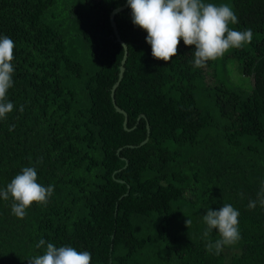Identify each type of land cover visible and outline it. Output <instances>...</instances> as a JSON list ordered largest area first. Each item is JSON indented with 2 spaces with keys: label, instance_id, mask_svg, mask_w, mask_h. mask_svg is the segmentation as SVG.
<instances>
[{
  "label": "trees",
  "instance_id": "1",
  "mask_svg": "<svg viewBox=\"0 0 264 264\" xmlns=\"http://www.w3.org/2000/svg\"><path fill=\"white\" fill-rule=\"evenodd\" d=\"M126 2L0 0V36L15 42L0 190L23 167L54 186L23 219L0 196V264H29L41 238L91 264H264V207H247L264 181V0H224L238 17L229 27L253 39L202 68L182 39L169 63L155 59L131 8L120 11L128 57L113 97L125 48L111 14ZM233 61L249 89L229 80ZM225 203L241 239L215 255L203 216Z\"/></svg>",
  "mask_w": 264,
  "mask_h": 264
},
{
  "label": "clouds",
  "instance_id": "2",
  "mask_svg": "<svg viewBox=\"0 0 264 264\" xmlns=\"http://www.w3.org/2000/svg\"><path fill=\"white\" fill-rule=\"evenodd\" d=\"M131 8L134 25L147 32L146 41L151 45L152 56L169 63L178 55V46H194L196 68H202L209 61L222 58L230 49H239L250 44L253 39L251 29L234 30L230 24L238 23V17L226 3L216 5L204 0H127ZM15 42L7 35L0 36V120L12 112L14 104L7 99V93L13 87ZM23 106H21V111ZM10 130H12L10 128ZM43 158L37 160V164ZM54 193V186L38 183L36 167H23L21 172L0 190L4 200H13L12 213L23 219L26 210L33 203L47 205ZM243 197V193H240ZM257 203L264 207V181L261 182L257 199L249 200L247 207L255 209ZM240 212L231 203H225L218 210L208 208L203 216L206 228L204 237L216 230L219 239L208 240L206 250L220 255L225 246H232L241 239L239 229ZM189 227L191 219L185 221ZM46 246V248H45ZM35 247L45 248L42 255L28 259L29 264H91L89 251H78L73 246L57 247L41 238Z\"/></svg>",
  "mask_w": 264,
  "mask_h": 264
},
{
  "label": "water",
  "instance_id": "3",
  "mask_svg": "<svg viewBox=\"0 0 264 264\" xmlns=\"http://www.w3.org/2000/svg\"><path fill=\"white\" fill-rule=\"evenodd\" d=\"M128 6H129V5H128L127 2H126V4H124L123 6H121V7L117 8V9H115V10L112 12V14H111V23H112V26H113V28H114L115 35H116V37H117V40H118V41L124 46V48H125V54H124V58H123V60H122L121 68H120L121 71H120V75H119V80H118V82L114 85V88H113V93H112L113 97H114V95H115V90H116L117 86L120 84L121 80L123 79L124 72H125V63H126V61H127V57H128L127 45H126L125 42L122 40V38H121V36H120V34H119L118 27H117V23H116V21H115V15H116L117 13H119L120 11L126 9ZM113 99H114V98H113ZM114 104H115V107H116L117 111H119V112H121V113H123V114L125 115V122H124V125H125V127H126V126H127V123H128V116H127V113H126L124 110H122V109L116 104V101H115V100H114Z\"/></svg>",
  "mask_w": 264,
  "mask_h": 264
},
{
  "label": "rangeland",
  "instance_id": "4",
  "mask_svg": "<svg viewBox=\"0 0 264 264\" xmlns=\"http://www.w3.org/2000/svg\"><path fill=\"white\" fill-rule=\"evenodd\" d=\"M226 1H229V0H226ZM218 4H224V0H220L218 2ZM235 64L236 63H234V61L230 63L231 70H230L229 80L230 81L234 80L233 83L238 84L239 86L243 87L244 89H249L251 84H252L251 77L241 73L240 69H238Z\"/></svg>",
  "mask_w": 264,
  "mask_h": 264
}]
</instances>
